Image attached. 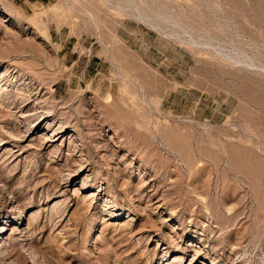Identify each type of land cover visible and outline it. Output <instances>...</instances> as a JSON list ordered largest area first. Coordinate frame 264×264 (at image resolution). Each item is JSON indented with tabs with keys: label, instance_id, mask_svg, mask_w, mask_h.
<instances>
[{
	"label": "rangeland",
	"instance_id": "obj_1",
	"mask_svg": "<svg viewBox=\"0 0 264 264\" xmlns=\"http://www.w3.org/2000/svg\"><path fill=\"white\" fill-rule=\"evenodd\" d=\"M0 264H264V0H0Z\"/></svg>",
	"mask_w": 264,
	"mask_h": 264
}]
</instances>
